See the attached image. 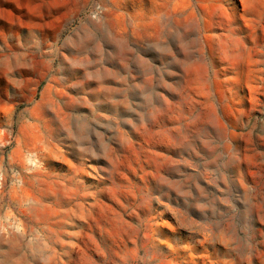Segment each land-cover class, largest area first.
Segmentation results:
<instances>
[{"label":"clouds","instance_id":"1","mask_svg":"<svg viewBox=\"0 0 264 264\" xmlns=\"http://www.w3.org/2000/svg\"><path fill=\"white\" fill-rule=\"evenodd\" d=\"M14 7L0 264H264V0Z\"/></svg>","mask_w":264,"mask_h":264},{"label":"rangeland","instance_id":"2","mask_svg":"<svg viewBox=\"0 0 264 264\" xmlns=\"http://www.w3.org/2000/svg\"><path fill=\"white\" fill-rule=\"evenodd\" d=\"M54 3L57 2H62V0H53ZM19 0H12V4H7L4 5V7L6 8H10L13 12H16L17 10L15 9L14 5L18 4ZM12 11H0V28H3L5 30L8 29V24L7 23H11L13 21V19H15V17H13V13ZM19 14V13H17ZM46 27H54V25L49 22L47 25H45ZM2 87V86H0Z\"/></svg>","mask_w":264,"mask_h":264}]
</instances>
